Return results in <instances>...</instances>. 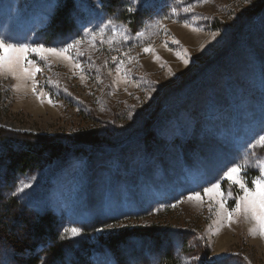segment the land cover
Segmentation results:
<instances>
[{
	"label": "rangeland",
	"instance_id": "374dc122",
	"mask_svg": "<svg viewBox=\"0 0 264 264\" xmlns=\"http://www.w3.org/2000/svg\"><path fill=\"white\" fill-rule=\"evenodd\" d=\"M57 1L0 0V35L29 43L38 36L46 47L83 37L81 49L87 53L78 57L81 69L30 54L42 69L36 79L38 91L46 93L43 102L30 80L0 74V129L65 139L95 128L99 139L58 156L60 161L43 171L7 179L1 169L0 187L29 207L53 212L61 232L83 228L80 236L67 237L96 249L100 264H113L100 246L102 234L157 221L181 264H264V236L249 216L218 225L215 205L210 210L207 203H177L190 190L207 186L204 178L215 179L230 160L247 161L243 175L249 187L260 174L256 162L264 160V148L250 156L252 150L243 145L264 124L262 0H147L144 29L132 36L113 21L129 37H116L113 44L107 42L113 38L111 26L103 44L89 43L87 29L109 19L100 0H76L72 32L46 43L40 32ZM214 33H219L215 39ZM18 83L23 86L16 90ZM24 184L31 187L20 191ZM221 186L226 192L239 190L229 182ZM225 199L231 206V198ZM180 234L188 236L185 251ZM129 244L134 262L156 257L147 243Z\"/></svg>",
	"mask_w": 264,
	"mask_h": 264
},
{
	"label": "trees",
	"instance_id": "16d2710c",
	"mask_svg": "<svg viewBox=\"0 0 264 264\" xmlns=\"http://www.w3.org/2000/svg\"><path fill=\"white\" fill-rule=\"evenodd\" d=\"M100 4L104 15L123 25L132 36H137L144 29V22L149 16L146 6H136L134 12H129L128 0H100ZM75 8L76 0L57 1L49 23L40 32L46 43H51L60 34L72 32L76 25ZM262 9L264 10V0L258 10ZM71 19L72 24L69 22ZM37 38L38 36L33 41H37ZM163 118L162 115L158 117L157 126L160 127ZM69 136L64 139L60 136L10 135L0 129V170H5L7 179L26 176L34 169L43 171L58 163V156L63 158L73 148L96 143L99 139L95 128ZM184 180H189L187 175ZM233 189V195H237L239 190ZM58 225L53 212H40L29 207L0 187V260L5 264H100L96 261L99 255L95 252L96 249L82 242L72 241L67 236L61 239ZM163 225L157 221L150 225L123 227L112 233L102 234L98 240L102 242L100 246H105L109 251L113 264H181L175 246L171 243V248L168 243L165 233L167 230ZM180 238L185 251L188 236L180 234ZM177 239L175 236V241ZM135 240L151 245L156 251V257L152 256L147 262H134L128 252L131 250L130 241Z\"/></svg>",
	"mask_w": 264,
	"mask_h": 264
},
{
	"label": "snow or ice",
	"instance_id": "6c2138e0",
	"mask_svg": "<svg viewBox=\"0 0 264 264\" xmlns=\"http://www.w3.org/2000/svg\"><path fill=\"white\" fill-rule=\"evenodd\" d=\"M128 2L129 7L127 11L129 12H134L136 6L143 7L147 4V0H128ZM167 18L165 17V19ZM110 26L112 27L113 38L107 40L109 44H113L116 37H120L122 40L129 39L124 30L117 29L113 25L112 19H108L106 23L101 22L87 29L91 36L89 43L98 41L100 44H103L104 40L107 39L105 33ZM187 26L188 24L185 22V27ZM217 35L219 33H214L213 39ZM82 43L83 37L80 39H72L71 42H65L61 47H46L44 43L39 41H33L32 43L27 41L19 42L15 41L11 36L0 35V74L7 73L18 81L30 80L32 92L37 94L43 102L46 93L38 91L37 86L39 81L36 79V74L42 72V69L34 59L29 58L30 54L35 53L40 57L41 61L45 62L49 57H57L61 60L68 61L73 69H81V62L78 60V57L87 55L81 49ZM175 43L178 44L179 41H175ZM150 51L151 48H144V52ZM124 55L127 56L128 53H124ZM177 55H180V53H177ZM113 60H116V57H113ZM183 62L185 64L189 63V58L186 55L183 57ZM117 71L119 72L120 69H117ZM22 86L20 83L14 85L16 90H19ZM139 86L137 84V87ZM150 91H155V89H151ZM48 102L52 103L51 99ZM243 147L245 150H252L248 153L250 156L254 154V150L257 147L264 148V124L260 125L258 132L255 129L252 130V135L244 143ZM256 166L260 169V174L250 182L253 185L252 187H249V182L244 179L243 175L244 170L248 167L247 161L233 159L217 170L215 179L207 180L204 178L207 186H201L200 190H190L182 198L178 199L177 203H182L183 199L201 204L207 203L210 210L212 205H215L219 209L218 215L220 219L217 221L218 225H222L226 221L231 226L234 220H238L241 215H247L256 221L259 226L260 235L264 236V160H258ZM223 182H229L236 186L239 189L238 194L233 195L231 192H226L221 186ZM30 187L31 184H24L19 190L24 191L25 188ZM226 196L231 198L233 202L231 206L227 204ZM169 206L175 207L176 205L172 204ZM159 210V208L155 209L157 212ZM125 218L129 217L126 215ZM112 227L114 225H105V228ZM103 230L104 228L97 229V231ZM82 232L83 228L81 227H65L61 232V239H64L67 235L77 237ZM192 259L193 261H199L200 257L193 256ZM217 259L219 260L220 257H217Z\"/></svg>",
	"mask_w": 264,
	"mask_h": 264
}]
</instances>
